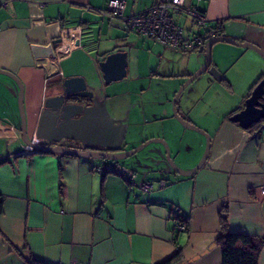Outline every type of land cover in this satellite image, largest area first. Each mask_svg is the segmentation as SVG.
I'll list each match as a JSON object with an SVG mask.
<instances>
[{
	"label": "crops",
	"instance_id": "crops-1",
	"mask_svg": "<svg viewBox=\"0 0 264 264\" xmlns=\"http://www.w3.org/2000/svg\"><path fill=\"white\" fill-rule=\"evenodd\" d=\"M107 1L0 0V69L22 84L27 136L43 143L35 131L45 98L64 78L81 77L96 100L105 103L113 122L123 126L119 148L67 139L58 145L126 152L164 130L179 168L191 170L204 144L199 138V143L184 146V130L178 142L180 126L168 105L182 80L203 65L205 55L136 34L107 12ZM124 1V14L131 15L160 0ZM190 2L205 13L209 26H220L222 36L264 50V0ZM173 16L191 27L186 17ZM57 37L62 42L46 69V58H34L31 46ZM118 51L125 52L126 75L104 84L99 62ZM211 65L220 76L202 73L182 90L179 108L176 101L182 117L210 138L206 161L190 176L170 168L161 144L122 162L21 154L32 148L21 135L19 85L0 73V264H28L30 258L42 264H156L178 249L186 264H221L214 241L224 207L229 231L264 240V121L249 130L229 120L264 76V56L218 41L211 48ZM175 76L180 81L162 90V100L156 99L159 81ZM131 127L138 132L136 141L132 144L127 137L123 149ZM104 163L121 166L122 176L96 172L94 166ZM160 179L168 184L158 188ZM144 181L153 182V189H140ZM181 219L187 229L177 231ZM258 264H264V245Z\"/></svg>",
	"mask_w": 264,
	"mask_h": 264
},
{
	"label": "water",
	"instance_id": "water-1",
	"mask_svg": "<svg viewBox=\"0 0 264 264\" xmlns=\"http://www.w3.org/2000/svg\"><path fill=\"white\" fill-rule=\"evenodd\" d=\"M218 41H225L248 47L264 56V50L248 42H240L228 36H216L198 50L205 55L203 65L187 77L172 99L173 116L184 127L199 131L206 136V145L202 157L191 170H182L174 163L170 157L167 142L163 138L148 139L126 152H104L95 149L79 150L58 145L60 140L67 139L79 141L87 146L97 143L109 150H116L119 148L123 126L113 122L105 103L96 100L93 91L86 86L85 81L81 77L64 78L60 83L54 85V94L48 95L44 100V108L35 131L36 138L43 141V143L30 141L27 136L23 113L22 84L13 74L0 69V73L11 76L19 85L18 107L21 117V135L24 143L32 148V151L22 152L21 154L41 150L61 155L119 160L129 157L149 143L157 141L164 145L165 160L175 173L184 176L195 174L209 155L210 138L207 133L203 132L180 115L176 101L182 90L202 73L209 71L215 78L220 76L217 69L211 65V48L213 44ZM61 42L62 38L57 37L47 44H33L31 47L34 58L45 57L46 65L44 68L47 69L50 61L55 57V48L60 45ZM126 66L125 52L118 51L107 55L105 59L99 62L104 84H109L112 81L124 77L126 75ZM57 72L58 71L55 70L52 74H56ZM262 119H264V78H261L245 98L243 107L229 116L230 121L237 123L244 129H247L249 126ZM198 257L199 256H196L195 259ZM180 264H186V262L182 261Z\"/></svg>",
	"mask_w": 264,
	"mask_h": 264
},
{
	"label": "built area",
	"instance_id": "built-area-1",
	"mask_svg": "<svg viewBox=\"0 0 264 264\" xmlns=\"http://www.w3.org/2000/svg\"><path fill=\"white\" fill-rule=\"evenodd\" d=\"M125 7L124 0H108L106 4L107 12L113 17L120 18L126 28L169 48L185 52L197 51L215 37L213 29L209 28L205 13L200 11L190 0H160L131 15L124 14ZM174 13L189 19L191 27L187 29L176 22ZM35 141L36 139L33 138L32 142ZM94 169L100 174L113 172L122 176L121 166H116L114 163L96 165ZM126 179L129 184H134L131 176ZM167 184V180L160 179L156 185L158 188H162ZM139 187L144 191H149L153 189L154 183L144 181L140 183ZM175 229L184 231L187 226L179 221L175 224Z\"/></svg>",
	"mask_w": 264,
	"mask_h": 264
},
{
	"label": "trees",
	"instance_id": "trees-1",
	"mask_svg": "<svg viewBox=\"0 0 264 264\" xmlns=\"http://www.w3.org/2000/svg\"><path fill=\"white\" fill-rule=\"evenodd\" d=\"M209 28L213 29L215 37L222 36L221 28L219 25H216L215 27L209 26ZM261 78H264V76H262ZM262 121H264V119L252 124L247 129L252 130L253 128L257 127ZM36 151L45 152L41 150ZM180 222L187 226V221L185 219H181ZM219 223L220 233L214 242L221 251V264H258V259L262 249V245H264V240L257 236H251L242 232L229 231L227 224V210L225 209V207L219 213ZM180 262L181 252L178 249L172 256L156 264H179ZM28 264L42 263L33 258H30L28 260Z\"/></svg>",
	"mask_w": 264,
	"mask_h": 264
},
{
	"label": "rangeland",
	"instance_id": "rangeland-1",
	"mask_svg": "<svg viewBox=\"0 0 264 264\" xmlns=\"http://www.w3.org/2000/svg\"><path fill=\"white\" fill-rule=\"evenodd\" d=\"M187 21L189 22V19H187ZM207 73L208 74H210L209 73V71H207ZM180 79H181V77H179V76H175V77H173V79H170V78H166L164 81H159V88H161V89H159V91H157V92H155L156 93V99H163V95L165 94H163V89L165 90V89H167V88H169V87H171V85H174V84H176V83H178V81H180ZM186 79V78H185ZM185 79L184 80H182V82L180 83V85L177 87V89H176V91L178 90V88L183 84V82L185 81ZM177 80V81H176ZM191 84H193V82H191L189 85H191ZM188 87V86H187ZM182 93H183V91L180 93V95L178 96V98H177V103H178V108H179V105H180V102H179V100H181V95H182ZM174 94H175V92H174ZM174 94H171V97L169 98V105H168V107H169V109L171 110V112H172V99H173V96H174ZM178 111H179V109H178ZM179 113H181L180 111H179ZM181 115V114H180ZM182 116V115H181ZM178 122V124H179V126H180V129L177 131V140H178V142H181L182 140H181V138H180V136H181V132H182V130H184L185 132H188V133H186L185 135H184V139H183V145L185 146V145H193L195 142H196V140H197V143H199L198 142V140H199V138H200V141H202V144H204L203 145V150H202V153H203V151H204V148H205V143H206V136L205 135H203V134H199L197 131H194V130H191V129H186V127H184L179 121H177ZM133 127H131L129 130V133H126L125 134V136H124V139H123V145H121V148H125V142L127 141V137H131L130 139H129V141H132V144H134L135 143V141H136V135H137V131H136V128H133ZM186 129V130H185ZM163 132H165L164 130H162V132H159L158 134H157V136H152V137H148V138H146L144 141H146V140H148V139H151V138H163L164 140H166V142H167V145H168V148H169V153H170V157H171V159L174 161V163L178 166V167H180L179 166V164H178V162H177V160L175 159V157H174V155L173 154H171V151H170V147H169V143H168V138H167V136L163 133ZM126 140V141H125ZM143 141V142H144ZM187 142L189 143V144H187ZM142 143V142H141ZM141 143H139V144H141ZM138 144V145H139ZM154 144H161V146H163V148H164V150H165V147H164V145L162 144V143H160V142H157V141H154V142H151V143H149L148 145H146L145 147H143L142 149H144V148H146L147 146H150V145H154ZM138 145H136L135 147H137ZM184 146H183V148H184ZM134 147V148H135ZM141 149V150H142ZM129 150H131V149H129ZM128 151V150H127ZM140 151V150H139ZM139 151H137V152H139ZM136 152V153H137ZM136 153H134V154H136ZM185 153L186 152H184V151H182V153H181V155H185ZM202 153H201V156H202ZM133 154V155H134ZM133 155H130L129 157H126V158H124V159H119V160H117V162H122L123 160H126V159H128V158H130L131 156H133ZM201 156H200V158H201ZM199 158V159H200ZM198 162V161H197Z\"/></svg>",
	"mask_w": 264,
	"mask_h": 264
}]
</instances>
